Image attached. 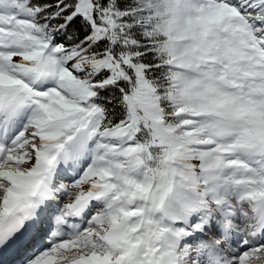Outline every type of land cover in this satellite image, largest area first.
Segmentation results:
<instances>
[{"label": "snow or ice", "instance_id": "1", "mask_svg": "<svg viewBox=\"0 0 264 264\" xmlns=\"http://www.w3.org/2000/svg\"><path fill=\"white\" fill-rule=\"evenodd\" d=\"M0 264H264V0H0Z\"/></svg>", "mask_w": 264, "mask_h": 264}]
</instances>
